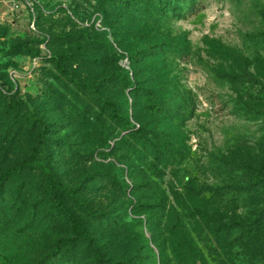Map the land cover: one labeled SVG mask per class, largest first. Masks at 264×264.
I'll list each match as a JSON object with an SVG mask.
<instances>
[{
    "label": "rangeland",
    "instance_id": "374dc122",
    "mask_svg": "<svg viewBox=\"0 0 264 264\" xmlns=\"http://www.w3.org/2000/svg\"><path fill=\"white\" fill-rule=\"evenodd\" d=\"M146 1L0 0V177L33 157L87 222L90 241L49 264H264V188L248 167L264 173V0H197L186 15ZM15 172L0 196V264H33L72 225L44 176Z\"/></svg>",
    "mask_w": 264,
    "mask_h": 264
},
{
    "label": "trees",
    "instance_id": "16d2710c",
    "mask_svg": "<svg viewBox=\"0 0 264 264\" xmlns=\"http://www.w3.org/2000/svg\"><path fill=\"white\" fill-rule=\"evenodd\" d=\"M121 1L124 2L128 8L138 11L137 6L129 5L128 0H121ZM175 1H177V4H174V3L172 4L170 3L169 0H147L144 5L146 9L150 10V12L155 14L157 13L155 9H157L162 15H169V14L174 15L175 13L180 14L182 9H186L185 15L186 13L191 14L194 12L195 7L197 6V3H196L197 0H175ZM159 49L165 51L167 49H172V48L162 46V47H159ZM160 55H165V54H135L133 55L132 59L133 61H136L137 57H143L145 62L149 63L150 58L160 56ZM173 55L179 56L183 59H187L190 56V54H188L187 51H185L181 45H176V44H173ZM58 65L61 66L60 63ZM61 69L64 70L63 68ZM2 77L3 76L0 73V78H1L0 81L4 84L6 80L2 79ZM67 77L68 79H70L69 81L71 84L75 85L76 87L81 86V81L77 79L76 77L70 76L68 74H67ZM121 79L124 80L125 82H131V80L129 79V76L126 77L122 75ZM87 85L93 91V94L96 95L100 99L102 104L109 109L111 116L115 120H118L122 123V125L125 127V130H127V132H130L131 134H138L145 140L149 139L148 127L143 126V125L137 127L136 125H133L129 121V119L124 118L118 112V106L115 101H112L110 99H107L101 96L96 85L92 83H88ZM3 86H5V84ZM138 86L139 85L137 84L136 88H138ZM8 97L10 100L8 102V107L13 108V109H19V107L21 106V101H19L16 98H13L12 96H8ZM182 98H183L182 93L176 88L173 89V100L176 101L177 99H182ZM7 111L10 114H14V113H11L9 109ZM18 117H19V114H15L14 117L11 119V121L8 118L5 125L8 127L12 126L17 121ZM32 118L34 122L37 120V118L34 117L33 114H32ZM21 125H23L22 121H21ZM121 139L124 141L125 136L122 135ZM32 158H29L25 160L24 162H22L21 163L22 166H20L21 168L19 171L18 170H12V171L7 170L1 175L0 177V196L2 195V192L4 191L6 182L15 175L16 173L15 171L20 172L21 170L26 168L28 169V171L32 173L36 172L40 174L41 176H44V180L46 182V188L50 194V198L52 201V205H51L52 208L55 209L56 214L67 219L72 225V234L70 236H65V237H62L56 240L54 244V248L50 250L49 252H47L45 255H43L38 261L33 263V264H49L53 262L54 259L61 254L64 247H71L72 245L77 244V242L80 240H84L85 242L90 241L91 239L90 231L88 229L87 222L83 220L81 217L77 216L67 204L66 189L64 188L60 180L55 175V172H53L51 168L44 169L43 167H39V165L33 164L34 161ZM248 167L254 170V173L258 179V181L255 182V185H257L259 188H264L263 170L251 164H249ZM72 197L74 198L75 202L78 205H80L82 209L86 211L91 217L95 218L97 221H102L103 216L101 215V213H98L95 210H93L84 201V199L81 198L79 194H72ZM257 218H258V221L264 220V208L261 209V211L258 213ZM223 227H226V226L224 225ZM227 227H228V230L232 228L230 226H227Z\"/></svg>",
    "mask_w": 264,
    "mask_h": 264
}]
</instances>
